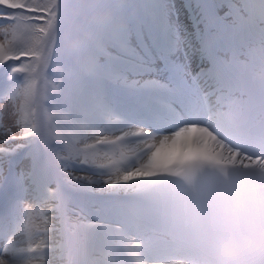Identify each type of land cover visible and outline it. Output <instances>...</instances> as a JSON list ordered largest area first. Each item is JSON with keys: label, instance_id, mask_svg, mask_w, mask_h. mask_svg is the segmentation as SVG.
Masks as SVG:
<instances>
[{"label": "snow or ice", "instance_id": "obj_1", "mask_svg": "<svg viewBox=\"0 0 264 264\" xmlns=\"http://www.w3.org/2000/svg\"><path fill=\"white\" fill-rule=\"evenodd\" d=\"M111 3L74 43L82 0L0 3V264H198L177 207L210 209L241 170L264 180V0ZM148 45L172 79L163 111L132 118L168 123L90 126L89 102Z\"/></svg>", "mask_w": 264, "mask_h": 264}, {"label": "clouds", "instance_id": "obj_2", "mask_svg": "<svg viewBox=\"0 0 264 264\" xmlns=\"http://www.w3.org/2000/svg\"><path fill=\"white\" fill-rule=\"evenodd\" d=\"M191 134L189 130L183 136ZM204 178L220 180L209 170ZM169 179L179 183L176 178ZM233 181L235 190L218 197L208 210L177 207V223L199 234L198 264H264V180L254 177L251 170H241Z\"/></svg>", "mask_w": 264, "mask_h": 264}, {"label": "rangeland", "instance_id": "obj_3", "mask_svg": "<svg viewBox=\"0 0 264 264\" xmlns=\"http://www.w3.org/2000/svg\"><path fill=\"white\" fill-rule=\"evenodd\" d=\"M110 4L108 6H106L105 8H99V10H97V12H95L93 15L89 16L88 18H86L85 20L81 19V18H74V24H81L83 23L84 25H86L87 27L84 30H76L74 28V30L71 33V37H70V42H83V35L85 34H90L88 31V28L90 27L92 30H95V28H99L102 29L106 24L110 23L114 17V6L111 3V0H109ZM0 3H16V0H0ZM0 39H3V37H0ZM141 56H145V54L141 55ZM146 57V56H145ZM147 59L152 60L153 58L148 57ZM150 66L151 65H157L156 61H148ZM125 71H123V74H126L127 76L133 78L134 76H144L143 74H145L144 78H142L144 81H138V83L143 84L144 82H153V77L152 75L146 74V72H142L139 74H134L137 72H134L135 69H130V68H125ZM131 72V73H130ZM120 73H117V76H119ZM125 75V76H126ZM146 80V81H145ZM157 81H160L159 79H155ZM103 103H105V100L103 99ZM107 115H106V114ZM105 113L103 116H111V117H116L115 111L107 106V108L105 109ZM50 115H52L54 118L59 119L60 117L56 114V113H50ZM102 116V117H103ZM8 117H5V121L7 122ZM101 120V119H100ZM90 126L92 127H102L105 125V123L103 122H94V123H89Z\"/></svg>", "mask_w": 264, "mask_h": 264}, {"label": "bare ground", "instance_id": "obj_4", "mask_svg": "<svg viewBox=\"0 0 264 264\" xmlns=\"http://www.w3.org/2000/svg\"><path fill=\"white\" fill-rule=\"evenodd\" d=\"M139 63V62H138ZM145 71H146V74H149V75H152L153 78H159V79H166V80H170L171 79V74L164 68V67H161L159 65H153L152 67L150 66H145ZM137 74V73H136ZM145 76V74H143ZM144 76H134L133 78H127V79H123L122 82H119L121 84H125L123 87L124 89H127L129 87H135V86H148V85H140L138 84L137 82L140 81L142 78H144ZM125 77H128V76H125ZM153 85V84H152ZM156 85V84H155ZM92 102V101H91ZM93 119L89 120V121H92ZM114 121H117V120H114ZM120 122V126L121 127H124V126H127V127H136V126H139V125H134V124H129L123 120H120L118 121ZM106 124V123H105ZM165 124H161V126H163ZM103 127V126H102ZM105 250L106 251H111L110 249H108L107 247H105ZM120 257V256H118Z\"/></svg>", "mask_w": 264, "mask_h": 264}]
</instances>
